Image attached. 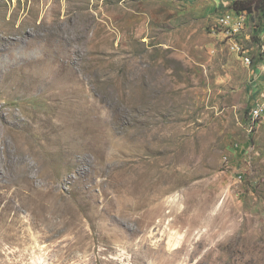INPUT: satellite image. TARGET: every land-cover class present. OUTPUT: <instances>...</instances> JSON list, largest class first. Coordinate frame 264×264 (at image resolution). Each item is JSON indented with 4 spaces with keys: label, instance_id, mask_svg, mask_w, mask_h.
<instances>
[{
    "label": "rangeland",
    "instance_id": "rangeland-1",
    "mask_svg": "<svg viewBox=\"0 0 264 264\" xmlns=\"http://www.w3.org/2000/svg\"><path fill=\"white\" fill-rule=\"evenodd\" d=\"M232 1L0 0V264H264V10Z\"/></svg>",
    "mask_w": 264,
    "mask_h": 264
},
{
    "label": "trees",
    "instance_id": "trees-1",
    "mask_svg": "<svg viewBox=\"0 0 264 264\" xmlns=\"http://www.w3.org/2000/svg\"><path fill=\"white\" fill-rule=\"evenodd\" d=\"M231 8L235 9L239 12H248L251 13L252 10H258L259 12H263L264 6L263 5H257L254 2H251L250 0H233L231 2ZM242 4V5H241Z\"/></svg>",
    "mask_w": 264,
    "mask_h": 264
},
{
    "label": "bare ground",
    "instance_id": "bare-ground-1",
    "mask_svg": "<svg viewBox=\"0 0 264 264\" xmlns=\"http://www.w3.org/2000/svg\"><path fill=\"white\" fill-rule=\"evenodd\" d=\"M116 190H117V189H116ZM253 221H254V223H255V222H257V219H256V218H253ZM244 224H245V223H243V225H244Z\"/></svg>",
    "mask_w": 264,
    "mask_h": 264
}]
</instances>
